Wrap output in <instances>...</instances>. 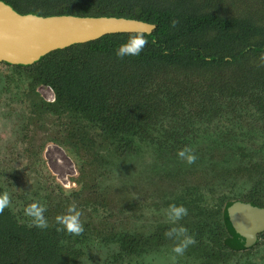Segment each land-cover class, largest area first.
Masks as SVG:
<instances>
[{
    "label": "trees",
    "instance_id": "16d2710c",
    "mask_svg": "<svg viewBox=\"0 0 264 264\" xmlns=\"http://www.w3.org/2000/svg\"><path fill=\"white\" fill-rule=\"evenodd\" d=\"M3 1L20 13L117 16L151 27L150 34L145 30L108 33L52 50L28 65L3 62L17 73L22 69L32 89L39 84L53 89L54 101L37 98V113L51 120L55 116L63 138L74 146L88 141L85 146L97 155L102 149H96L94 143L96 137L101 138L102 145L104 141L115 145L110 155L117 160L126 154L127 160L130 152H141L143 147L150 150L155 143L179 150L194 132H203L208 140L225 137L226 142L214 147L215 153L199 148L207 159L220 158L216 163L199 168L197 175L192 173L197 169L189 171L194 182L213 183L216 175L230 171L229 159L235 154L242 164L256 147L264 150V134L258 136L261 127L252 123L253 127L248 120L257 117L253 112L219 118L217 126L207 117L219 112L218 102L223 98L230 107L233 98L247 92L259 102L257 113L264 117V99L260 98L264 92V63L260 61L264 55V0H246L245 7H238L236 1L240 0ZM136 32H142L148 41L141 54L118 58L116 47ZM257 83L262 85L260 92L255 90ZM178 107L183 109L180 113ZM36 196L46 206L49 227H30L23 212L5 208L0 212V264H76L80 253L73 246L66 247L65 239L76 245L87 242V236L58 230L60 226L50 221V203ZM248 202L264 206L253 198ZM225 214L218 224L219 233H213L210 240L233 251L246 249ZM164 228L141 237L134 231L125 233L117 240V256L122 252L130 256L143 246L151 250L168 239ZM222 234L224 238L219 236ZM69 250L71 258L65 254Z\"/></svg>",
    "mask_w": 264,
    "mask_h": 264
},
{
    "label": "rangeland",
    "instance_id": "374dc122",
    "mask_svg": "<svg viewBox=\"0 0 264 264\" xmlns=\"http://www.w3.org/2000/svg\"><path fill=\"white\" fill-rule=\"evenodd\" d=\"M236 3L238 7H245L249 2L240 0ZM18 70L21 73L0 62V192L9 193V207L18 213L36 201V194H39L51 205L50 221L53 224H56V215L63 214L70 204H76L84 226L82 233L87 236V242L76 245L65 239L66 247L73 246L80 253L76 257V264L140 263V258L117 256L119 243L115 242L114 237L131 231L148 235L158 225L169 229L165 213L170 204L187 208V215L179 223L188 230H191L189 225L193 219L205 220L202 216L194 218L195 212L187 204L188 199L204 200L200 204L202 209L206 206L223 207L226 202L248 201L250 198L264 204V150L259 151L256 147L250 159L243 160L242 164L235 154L229 159L232 164L230 171L216 175L215 183L209 180L194 182L189 171L197 169L192 171L197 175L199 168L216 163L220 158L207 159L199 148H202L201 151L214 149L217 143L226 142L225 137L221 140L211 136L209 140L217 139L213 142L206 139L203 132H194L190 141L181 146V149H192L197 156L195 163L190 165L177 156L181 149L169 150L165 144L158 143L150 150L143 147L141 152L140 149L130 152L127 155V160L130 159L128 164L126 154L116 160L113 154L110 155L115 145L108 141L102 145V139L96 137V149H102L96 155L89 146H85L88 141L74 146L63 138L62 125L54 121L55 116L53 120L39 116L37 109H40V102L37 98L51 102L53 93L42 84L32 89L23 76V70ZM243 109L241 113L249 111L257 116L248 117V120L261 127L260 138V134H264V117L258 115L256 108ZM178 110L180 113L183 109L178 107ZM43 114L51 117L48 113ZM188 114H185L186 120ZM213 123L217 126L215 121ZM187 128L188 124L185 125ZM64 184L70 187L65 188ZM200 190L204 193H200ZM258 241L257 247L229 252L225 261L219 263L209 258L210 251L201 243L187 248L183 256L173 260L175 254L171 249L175 241L168 238L156 246L158 249L154 247L147 251L143 262L264 264V235H260ZM65 254L71 258V250Z\"/></svg>",
    "mask_w": 264,
    "mask_h": 264
},
{
    "label": "water",
    "instance_id": "95a60500",
    "mask_svg": "<svg viewBox=\"0 0 264 264\" xmlns=\"http://www.w3.org/2000/svg\"><path fill=\"white\" fill-rule=\"evenodd\" d=\"M136 30L151 33L150 25L123 17L20 13L0 0V62L28 65L52 50ZM225 212L238 239L246 248L252 247L264 230V206L235 200Z\"/></svg>",
    "mask_w": 264,
    "mask_h": 264
},
{
    "label": "clouds",
    "instance_id": "9594fccd",
    "mask_svg": "<svg viewBox=\"0 0 264 264\" xmlns=\"http://www.w3.org/2000/svg\"><path fill=\"white\" fill-rule=\"evenodd\" d=\"M175 21H173V25ZM147 39L142 32H136L130 35L126 41L119 44L115 49V55L118 58L126 56H138L141 54ZM260 61L264 63V55L260 57ZM177 156L186 161L187 164L195 163L197 156L190 148H184L177 152ZM69 188V184L63 185ZM74 186V185H72ZM11 203L10 195L7 192H0V212L9 207ZM187 208L183 205L170 204L166 210V222L170 225L165 232V236L175 241L172 246L173 260L178 256H183L186 249L196 243L194 236L188 233V229L179 223L183 217L187 215ZM46 206L39 201H33L23 208L24 216L29 218V226H35L40 229L49 227V222L45 216ZM81 212L78 210L76 204H70L63 214H58L55 217V222L58 230H63L68 234L79 235L84 231L83 223L81 222Z\"/></svg>",
    "mask_w": 264,
    "mask_h": 264
},
{
    "label": "flooded vegetation",
    "instance_id": "af4514ba",
    "mask_svg": "<svg viewBox=\"0 0 264 264\" xmlns=\"http://www.w3.org/2000/svg\"><path fill=\"white\" fill-rule=\"evenodd\" d=\"M257 84H256L257 87H256L255 90L260 92V90L262 89V85L259 84V83H257ZM47 87L53 93V96H52V98L50 100L54 101L55 93H54L53 89L50 86H47ZM252 88H253V86H252ZM250 93L251 92H247L243 96L238 95L237 99L233 98L234 99V101H232L233 106L231 105L230 107H228V105H227V104H230V103H228V101H226V99L223 98L222 99L223 101L220 100L218 102V105L220 107L219 112H216V115H209L208 114L207 117L210 118V119H213V121H215V120L218 121L217 119H219V118L228 120V119L233 118V116H235V117H236V115L238 116V114L241 113V107L242 108L245 107V109H243V110H248L247 108H251V109L260 108V104H259L258 101H256V100L254 101V99L252 100L251 97H248L247 94H250ZM263 93L264 92H260L261 97L259 96L261 98L262 102H263V99H264V94ZM262 97H263V99H262ZM200 193H204V192L202 190H200ZM200 200L201 199H198V198L188 199L189 202L187 203L191 207L192 212L193 213L195 212L197 214V215H195V213H194V218H198L200 216L205 218V220L201 219L200 221H197V220L193 219L192 222L190 223L189 227L191 228V230H188V233L190 235L194 236V238L196 240V243L193 244V245H190L189 247H196L197 245H200V243H201V245H203V247L205 249H207L208 252L210 251L209 258L214 259L213 261H216V262H219V263H223L225 261V258L228 256L229 252H241V251H244V250H247V249H253L254 247L258 246L257 245V242H259L258 239H259L260 235H264V230L262 232H260L259 234H257V237L255 238L256 242L254 243V245L252 247L246 248V249H243V250H238V251H233V250H230V249H227V248H222V247H220V245H217V243L215 241L210 240V238L212 237L213 233H214V235L219 233L220 227H218V224L220 225V223L224 220V214H225L224 211H226L227 207L230 206L231 201L230 202H226L223 205V207H221L219 205L216 208L213 207V206H210L209 208H207V206H206L205 208L202 209V208H200V204H203L204 200H201V201ZM184 201H186V200H184ZM241 201L242 202H248V201H244V200H241ZM260 207H263V206H260ZM219 209H220V211H219ZM209 211H211V212L209 213ZM225 216L228 218V216L226 214H225ZM230 225H231V223H230ZM160 226H162V225L156 226L155 229L153 230V232H151V233L152 234L153 233H157V230L159 229ZM166 227L167 226H165V228H164L165 232L168 230ZM231 227H232V225H231ZM134 233H136V232H134ZM151 233H149V234H151ZM136 234L138 236H140V237L143 236V234H140V233H136ZM116 235H118V234H116ZM124 235H121V236H124ZM148 235H145V236H148ZM121 236L114 237V239L116 240L115 242L118 243L117 240L120 239ZM219 236L224 238L223 234L219 235ZM163 240L167 241V239H163ZM161 243H159L157 245H154L153 248L156 247V246L157 247L160 246ZM157 247L155 249H158ZM118 248H119V246H118ZM118 248H117V250H118ZM146 248L143 246L140 250L138 249L134 254L130 255L132 257L141 259V262L137 263V264H151L152 263V261L149 262V263L143 262V258L148 253ZM122 255L129 256L127 253L123 254V252H122ZM135 263H136V261H135ZM68 264H71V263H68ZM101 264H103V263H101ZM109 264H111V263H109Z\"/></svg>",
    "mask_w": 264,
    "mask_h": 264
}]
</instances>
